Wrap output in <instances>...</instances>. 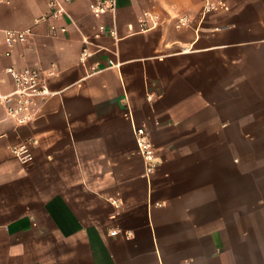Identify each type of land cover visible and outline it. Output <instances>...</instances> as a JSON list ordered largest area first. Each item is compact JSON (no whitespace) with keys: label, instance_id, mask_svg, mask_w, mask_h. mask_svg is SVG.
Instances as JSON below:
<instances>
[{"label":"crops","instance_id":"0c3cea01","mask_svg":"<svg viewBox=\"0 0 264 264\" xmlns=\"http://www.w3.org/2000/svg\"><path fill=\"white\" fill-rule=\"evenodd\" d=\"M48 1H0V96L9 66L50 74L52 93L25 126L0 105V264H264V0L204 18L207 0H114L99 17V0H59L62 18L37 22ZM151 7L162 24L138 33ZM27 28L6 56L4 31ZM29 139L23 166L10 149Z\"/></svg>","mask_w":264,"mask_h":264},{"label":"built area","instance_id":"2783aa9c","mask_svg":"<svg viewBox=\"0 0 264 264\" xmlns=\"http://www.w3.org/2000/svg\"><path fill=\"white\" fill-rule=\"evenodd\" d=\"M2 1V0H0ZM68 2V0H63ZM49 13L37 20L43 21L47 19H60L65 13L64 5L59 0L48 1ZM226 5L220 0H207L203 4L201 10V17L204 18L208 14L225 9ZM91 12L95 17H99L106 12L115 9L114 0H99L90 6ZM173 27L175 29H183L190 26V18L187 15H176L172 17ZM162 24L161 15L158 11L151 7L143 10L137 18V32L147 33L159 28ZM64 31L63 28L60 29ZM109 34L112 37L117 36L115 28L106 30L104 26L98 27L99 34ZM32 30L30 28L23 30H6L4 31V42L7 48L5 53L9 56L12 49L19 44H25L32 37ZM89 56L87 49H83L80 60L83 61ZM7 74L13 81V90L4 96H0V105L5 115L13 120L17 126H25L33 122L37 117V109L34 107L36 99L45 100L52 93L48 88L47 80L48 73L41 71L38 68L25 67L17 69L14 66H9L6 69ZM147 100H152V94L147 96ZM136 144L138 153L142 156L145 164V173L150 175L156 164L154 162L155 151L150 140L149 133L145 127H134ZM36 144L35 140L29 139L11 147V152L16 160L23 166L30 165L34 160L33 145ZM118 231H110V235H117ZM130 233H126L130 237Z\"/></svg>","mask_w":264,"mask_h":264}]
</instances>
